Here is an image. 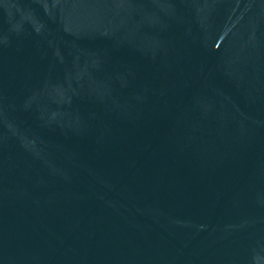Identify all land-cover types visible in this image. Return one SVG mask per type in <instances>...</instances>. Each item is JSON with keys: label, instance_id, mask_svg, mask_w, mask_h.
I'll return each mask as SVG.
<instances>
[{"label": "water", "instance_id": "water-1", "mask_svg": "<svg viewBox=\"0 0 264 264\" xmlns=\"http://www.w3.org/2000/svg\"><path fill=\"white\" fill-rule=\"evenodd\" d=\"M0 264H264V0H0Z\"/></svg>", "mask_w": 264, "mask_h": 264}]
</instances>
